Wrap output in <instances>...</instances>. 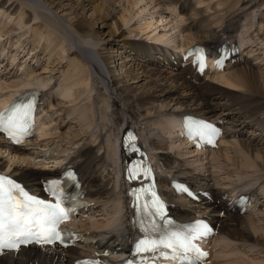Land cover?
Masks as SVG:
<instances>
[{"label": "bare ground", "instance_id": "obj_1", "mask_svg": "<svg viewBox=\"0 0 264 264\" xmlns=\"http://www.w3.org/2000/svg\"><path fill=\"white\" fill-rule=\"evenodd\" d=\"M80 1L72 8L67 4L69 0L0 1V8L7 7L11 18L23 13V16H29L28 23L34 22L37 38L28 37L30 43L25 41L22 45L32 46L33 53L41 46L38 56L27 54L33 60L37 61L39 57L45 60L40 72L32 68L33 61L23 55L26 48L22 46L21 52L14 50L13 54L21 55L22 60L27 59L24 65H31L27 68L32 71L26 75L15 70V60L11 66L4 61L5 58L0 60V81L5 79L4 84L0 83V110L34 83L43 91L47 90L43 92L46 122L39 130L40 141L38 137L32 138L27 144L16 146L0 135V172L9 173L32 191H39L44 184L59 177L60 167L71 159L70 163L79 170L83 180L82 195L92 202L83 212L86 218L78 216L72 223L78 233L75 246L66 250L30 246L0 257V264H78L99 259L121 263L129 255L133 256L142 233L129 214V204L125 207L123 203L125 184L120 179L123 156L119 155L117 147L120 134L129 126L139 130L162 169V194L170 203L172 214L184 221L204 218L215 227L218 237L214 238L213 249L205 246L211 257L203 264H264V256L256 260L250 258L247 251L257 249L258 254H264V84L262 76L256 72V65L243 57L244 45L250 37L244 39L238 34L240 38L235 43L231 40L233 48L223 55V68L215 66V60L221 55H210V66L201 72L191 59L183 61V55L161 45L168 34H160L156 45L141 41L143 36L138 31H127L137 16L150 7L159 11V6L168 5L174 10L178 6L179 21L185 23L182 51L199 44L213 53L225 41L226 33L232 35L238 31L247 10L264 7V0L261 4L254 3L255 0L232 3L231 0H203V3L217 2L214 4L218 7L215 16L219 15V10L226 17L229 15L225 28V18L221 16L217 20L221 27H214L218 22L208 20L202 10L194 8L191 0H149L148 8L141 6L146 0H128L124 12L117 11L116 4L120 0ZM97 2L100 3L96 5ZM240 2L242 7L234 11ZM164 9L153 12L152 21L146 23L142 31L152 28L154 21L163 22L157 16L165 14ZM90 10L96 15L94 23L88 19L90 17L82 15ZM258 23L257 38L263 43L264 38L258 32L264 29V11ZM9 28L1 30L0 38L11 33ZM103 29L109 32L104 34ZM41 31L48 35L44 37ZM71 31L84 40L86 50L92 49V42L98 48H93L95 52L76 48ZM57 32L66 40L58 38ZM27 34L28 31L20 38ZM43 38L46 40L42 43ZM155 39L157 37L152 38ZM119 46L130 50L134 56L129 58L126 51L120 50L113 58L111 50ZM65 69L70 74L68 83L62 88L53 85L56 76ZM197 118L223 128L225 140L222 147L206 151L224 163L230 172L225 175L232 178L236 174L237 182L226 183V187L220 188L204 169L206 157L199 156L200 152L205 153L204 150H192L194 154L190 158H194L193 161L185 159L192 153L185 150L192 149L194 143L184 136L183 122L186 119L192 125ZM254 126L258 127L257 131ZM249 132H252L249 134L251 139L247 140L245 136ZM55 145L56 149L53 148ZM183 150L184 153L180 154ZM173 151H179V155L174 156ZM38 158L58 160L49 165L40 163ZM250 174L252 180H248ZM172 178L181 180L191 194L177 195L171 187ZM242 191L250 192L254 205L240 213L233 210L229 195L233 193L234 197ZM96 212L110 219L97 223L93 220ZM118 221L121 225L119 232L105 238L114 242L111 254L99 253L97 246L104 242L103 238H98L103 237L99 233ZM217 241L226 242L219 248L216 247Z\"/></svg>", "mask_w": 264, "mask_h": 264}, {"label": "rangeland", "instance_id": "obj_2", "mask_svg": "<svg viewBox=\"0 0 264 264\" xmlns=\"http://www.w3.org/2000/svg\"><path fill=\"white\" fill-rule=\"evenodd\" d=\"M1 1V0H0ZM128 0H120V2L118 3V4H116L117 5V11H118V9L119 10H121L122 12H124V10H125V8H128V2H127ZM192 1V3L194 4V8L195 9H200V10H202L205 14V17L206 18H208V20H210V21H214V20H219V18L221 19L222 17L223 18H225V20H223V28H225V23L229 20V15L226 17L225 16V14L223 13V11H221V10H219L220 12L218 13L219 15L218 16H215L214 14H215V12L217 11V9H218V7H216L214 4L215 3H217L219 0H217V2H213V4L211 3V2H204L203 3V0H191ZM235 1H237V0H231L230 1V3H232V2H235ZM72 2V3H71ZM198 2H200V3H198ZM260 2H262V0H255L254 1V3H260ZM81 3V1L80 0H69V3L67 2V4L70 6V8H72V7H76L77 5H79ZM100 2H97V4L96 5H98ZM147 3H150L149 2V0H146V2L145 3H143L141 6H145V7H149V4H147ZM207 3V4H206ZM210 3V4H209ZM74 4V5H73ZM261 4V3H260ZM155 6V5H154ZM238 7H236L235 9H234V11H236L237 9H240L241 7H242V2H240L238 5H237ZM152 7H150V8H148L147 9V11H145L143 14H140V15H138L137 16V18L132 22V24L130 25V27H127V31L129 30H135V31H138V32H140L141 34H142V36L143 37H140V39H141V41H146V43H152V44H154L156 41H160V34H166V36H167V34L169 35L168 37H165L164 38V43H162L161 45H166V47L167 48H171L173 51H176V52H178L179 53V45H180V43H182V41H183V34H182V27H183V23H178V21H179V19L180 18H178V17H176L175 18V13H177L176 15H178L179 14V12L177 11V12H174L173 14L174 15H171L170 14V12L171 11H169V9H167V7H162V6H159V11H157L158 9L157 8H153V9H151ZM213 8L215 9V10H213ZM29 9V8H28ZM162 9H164V12H165V14H161V15H159V16H157L158 18V20L161 22V21H163V22H161V23H159L158 21H154L153 22V26H152V28H150L149 30H145V31H142V28L143 27H145V25H146V23H149V22H151L152 20L150 19L151 18V15H153V12H162ZM219 9H222V8H219ZM249 9V8H248ZM24 11L26 10L25 8L23 9ZM32 10V9H31ZM20 12L22 11L21 9L19 10ZM78 11H80V10H78ZM77 11V12H78ZM263 11H264V7H260V8H253V9H250V10H247V12L245 13V16L242 18V22L240 21V23H239V30H238V32H236L235 34H233V36L231 37V38H229V40H233V41H236V40H238L240 37L241 38H243L244 37V39H249V37H250V41L248 42H246V44L244 45V48L246 47V49L244 50V52H243V57H246L247 58V62L248 61H251V63H253V64H255L256 65V72L257 73H259L260 74V76H262V82H263V84H264V42L262 43V42H260L261 41V39H259V37L257 38V32H256V30H259L260 29V25H259V23H258V21H259V18H260V16H262V13H263ZM31 12V11H30ZM81 12V11H80ZM58 13V12H57ZM221 13V14H220ZM223 13V14H222ZM87 16H86V15ZM138 14V13H137ZM83 16H85V17H90V18H88V19H90L91 20V22L92 23H94V19L96 18V15L94 14V12H93V10H90V11H86L85 13H83L82 14ZM169 15H171L172 17L170 18L169 17ZM162 16L164 17V19L162 18ZM222 16V17H221ZM12 16H10V14H9V12H7V7H6V9H1L0 8V34L2 33V31L1 30H5V29H8L9 27V30H11V33H9V34H7V35H2V37L0 38V49H2L1 51H0V58L1 59H3V58H5V55H6V53L4 52V49L6 48V49H17V50H19V52H21L22 50H23V47L24 48H26V53H23V55H26V58L27 59H31L32 61H33V63H31V65L33 64L34 66H32V68H34V69H37L38 71H40V72H42V69H43V67H41V68H38V66H40V65H43L44 63H45V60H43V58H41V57H39V59L36 61V60H33L31 57H33L34 55H37L38 56V52H40V50H41V46H39V48L33 53L32 52V49H33V47L32 46H30V45H28V46H26V45H22V43H24L25 41H27V43H30V40H27L28 39V37H34V38H37L36 37V35H37V33H38V30H37V26L36 25H34V22H32V23H28V19H29V16L27 15V16H23V13L22 14H18L17 16H15V17H13V18H11ZM94 17V18H93ZM167 17H169V19L167 18ZM92 18V19H91ZM167 18V19H166ZM227 18V19H226ZM119 19V18H118ZM146 19V20H145ZM156 19V20H157ZM174 19V20H173ZM93 20V21H92ZM177 20V21H176ZM11 21V22H10ZM167 21V22H166ZM173 21V22H172ZM244 21V22H243ZM180 22V21H179ZM218 22V21H217ZM175 23V24H174ZM177 23V24H176ZM28 24H30V26L29 27H27L26 28V25H28ZM185 24V23H184ZM67 25V24H66ZM220 25V26H219ZM241 25V26H240ZM180 29H182L181 31L179 30V28ZM214 27H221L222 26V24H219V22H218V24L215 26V24L213 25ZM32 27V28H31ZM176 27V28H175ZM243 27V28H242ZM68 28V27H67ZM66 28V29H67ZM174 28V29H173ZM183 28H185V26L183 27ZM259 28V29H258ZM30 29V30H29ZM47 29H49V28H47ZM144 29V28H143ZM241 29V30H240ZM69 30V29H68ZM28 31V34L25 36V37H21L20 38V36L21 35H24L25 34V32H27ZM103 31H104V34H107L108 32H109V30L108 29H103ZM107 31V32H106ZM186 32H187V30H185ZM242 32V33H241ZM41 33L43 34V36L45 37V36H47L48 35V33H44V32H42L41 31ZM259 33V36L260 35H262L263 36V38H264V35H263V33H264V29L262 28L261 30H260V32H258ZM71 34H72V36H73V43L75 42V45H76V48H77V46L81 49V50H83V51H91V50H93V48H98L97 47V45L95 44V42H92L91 43V41L89 40V42L92 44V49L90 48H87V50L85 49V47L83 46V44H85L84 43V40H82L81 38H80V36L78 35V34H75L74 32H72L71 31ZM241 34L242 36H240L239 37V35ZM185 35V34H184ZM244 35V36H243ZM62 35H60L58 32H57V37L58 38H61V39H64V37L65 36H62ZM227 36V35H226ZM226 36H224V37H226ZM154 37H157V39H155V41H153L152 40V38H154ZM256 38V39H255ZM252 39V40H251ZM46 39L45 38H43L42 39V43L45 41ZM64 40H66V39H64ZM78 40V41H77ZM241 40V39H240ZM258 40V41H257ZM81 41V42H80ZM83 41V42H82ZM55 42V41H54ZM78 42V43H77ZM82 43V45H80ZM253 43H255V44H253ZM87 44V46H88V43H86ZM90 44V45H91ZM157 44H159V43H157ZM257 44H259V45H257ZM3 45V46H2ZM95 47H94V46ZM23 46V47H22ZM32 47V48H31ZM30 48H31V50H30ZM95 50V49H94ZM93 50V51H94ZM120 50H121V52H123L124 53V51H126V55H127V57H129V58H131V56H134V54L130 51V50H127V49H125V47L124 46H119V47H114V48H112V50L111 51H113V58L115 57L116 58V55H118L119 54V52H120ZM182 50V49H181ZM73 51H75V49L74 50H72V51H70V53H69V55H71V53L73 52ZM11 53H13L14 51H10ZM95 52V51H94ZM31 55L32 53H33V55H31V57L28 55ZM13 55H16V54H13ZM16 60L18 61L19 59H21L22 57H21V55L19 56L18 54L16 55ZM66 58H68V56H66ZM27 59H23V60H25V62H26V60ZM117 59H120V57H117ZM15 60V61H16ZM22 60V59H21ZM157 60V59H156ZM24 62V63H25ZM29 62V61H28ZM27 62V63H28ZM38 62V63H37ZM141 62H142V60H141ZM35 63L36 64H38L36 67H35ZM97 64H100L99 62H96ZM95 63V64H96ZM9 64V63H8ZM16 64V63H15ZM20 64V63H19ZM22 64H23V62L21 63V65L20 66H22ZM10 66H11V64H9ZM31 65H29L28 64V67L30 68V66ZM13 66H16L15 67V70H17L18 69V67H17V65H13ZM25 66L27 67V64H25ZM93 67L95 68V66L93 65ZM1 68V67H0ZM175 69H176V71H179V67H176L175 66ZM70 70L71 71H73V69L72 68H70ZM18 71V70H17ZM48 71H50V70H48ZM18 73H19V71H18ZM71 73H73V72H71ZM120 73H122V70L120 71ZM64 75H65V78H64ZM56 78H59V79H61L62 81L61 82H53V85L54 84H57L58 86L57 87H59V88H62V85H64V84H66V83H68V81L70 80V74L69 73H67V69H65V71L64 72H61V73H59L57 76H56ZM64 78V79H63ZM5 80V79H4ZM4 80H1V82L0 83H3V81ZM60 85V86H59ZM56 87V88H57ZM59 88H57V89H59ZM252 134V132H249V133H247V135L245 136L246 137V139L247 140H250L251 139V135H249V134ZM176 140V139H175ZM39 141H40V139H39ZM180 144V142H178L177 143V145H179ZM191 144V143H190ZM185 145H187V142H186V144ZM188 146H189V144H188ZM191 147H192V149H184L187 153H188V151H189V153H190V151L192 152V150H193V152H195V148L193 147V145L191 144ZM184 150L182 151V153H180V154H183L184 153ZM191 153V154H187L186 155V157H185V159L187 160V161H193L194 160V158H190L191 156H192V154H194V153ZM174 156H178L179 155V151H173V152H171ZM196 154V153H195ZM4 156V155H3ZM200 157H202L203 158V156H201V155H199ZM210 159H211V162H210ZM180 161H182V159H180ZM218 161V160H217ZM40 163H42V162H40ZM213 163H216L215 165H212ZM217 163L219 164V167L223 170V171H225V173L224 174H226V173H230V172H228V170H227V168L225 167V165H224V163H221L220 161H218V162H216V161H214L213 160V162H212V158L211 157H209V156H206V159H205V168L207 169V170H209V169H213L214 171H217V173H220V172H218V170H219V168L217 167L218 165H217ZM195 167H197V163H194L193 164ZM192 165V167H194ZM40 166V165H39ZM198 167H199V165H198ZM209 173V172H208ZM217 173H215V174H213V173H211L212 175H218ZM228 177V176H227ZM252 178H253V176L250 174L249 175V177H248V180H252ZM226 181V177L225 176H221V177H219V179H218V182H219V184H220V186H224L223 185V183ZM237 182V176H236V174H235V176H233L232 178H229L228 177V182L227 183H233V182ZM96 215V218H97V220L99 221V222H102L103 220L105 221L107 218L106 217H103V216H100V215H98V213H96L95 214ZM248 255H250L249 257L250 258H253L254 257V259L256 258V260H257V258L260 256H262V255H260V254H258V253H254L253 251L252 252H249L248 253ZM255 255H257V256H255ZM234 258H241V257H234Z\"/></svg>", "mask_w": 264, "mask_h": 264}, {"label": "snow or ice", "instance_id": "obj_3", "mask_svg": "<svg viewBox=\"0 0 264 264\" xmlns=\"http://www.w3.org/2000/svg\"><path fill=\"white\" fill-rule=\"evenodd\" d=\"M12 111H15V106H13V109L8 110V113H11ZM6 113H0V124L3 123ZM3 184L0 183V193H2ZM31 199V198H30ZM40 204H43L44 202H38ZM27 205H24L20 208L19 213L16 211V205L14 202L10 203L5 208V203L0 196V247H10L12 244L8 243L6 241V236L11 238L12 236H15L17 234L21 233V229L25 224V213H26ZM18 215L21 218H18ZM45 216L46 220L45 222L49 225H52V233L55 236V238H59L58 234L55 233V225L59 223L60 220L65 219L67 217V213L64 209L59 208V206L54 205H46L45 206ZM173 241L175 244H179L180 248H185L186 246L183 245L180 241V238L178 236H173ZM160 243H163V240L160 241ZM145 244V241H140L137 245V251H149L148 248H143L142 246ZM165 247L171 248L172 251H177V247H174L173 243L165 244ZM158 250V248L153 249ZM161 255H166V253H161Z\"/></svg>", "mask_w": 264, "mask_h": 264}]
</instances>
